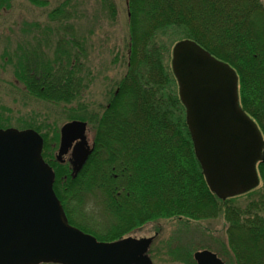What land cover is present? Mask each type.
<instances>
[{
  "label": "trees",
  "instance_id": "obj_1",
  "mask_svg": "<svg viewBox=\"0 0 264 264\" xmlns=\"http://www.w3.org/2000/svg\"><path fill=\"white\" fill-rule=\"evenodd\" d=\"M8 1L0 0V7ZM127 5L126 73L104 106L70 109L71 119L90 125L94 149L87 165L73 176L68 163L54 159L42 133V155L55 171L54 189L70 222L75 220L67 207L73 199L87 217V227L81 228L100 240L117 239L161 218L223 213L231 224L228 241L237 263L264 264V161L259 164L263 185L247 194L251 199L245 205L237 203L238 197L221 200L212 192L172 87L176 79L165 64L162 39L168 30L180 29L182 39L196 41L229 63L239 78L241 105L264 134V5L261 0H127ZM65 13L60 7L49 16L62 23ZM65 38L50 53L40 47L16 53L14 75L31 95L67 106L82 97L87 70L83 41ZM8 122L0 114V128ZM101 214L114 224L103 229Z\"/></svg>",
  "mask_w": 264,
  "mask_h": 264
},
{
  "label": "water",
  "instance_id": "obj_2",
  "mask_svg": "<svg viewBox=\"0 0 264 264\" xmlns=\"http://www.w3.org/2000/svg\"><path fill=\"white\" fill-rule=\"evenodd\" d=\"M172 69L211 190L225 199L257 186L264 141L239 103L235 69L191 39L175 43ZM86 126L73 120L61 127L57 157L62 160L77 141L72 152L76 173L92 151ZM42 147L43 137L33 129L0 128V264H152L147 254L152 237L101 241L68 222ZM194 258L198 264H225L207 249Z\"/></svg>",
  "mask_w": 264,
  "mask_h": 264
},
{
  "label": "rangeland",
  "instance_id": "obj_3",
  "mask_svg": "<svg viewBox=\"0 0 264 264\" xmlns=\"http://www.w3.org/2000/svg\"><path fill=\"white\" fill-rule=\"evenodd\" d=\"M109 2L113 8L106 0H9L8 6L0 7V114L8 118V128L25 130L32 128L31 124L40 134H47L54 159L60 128L72 120L70 109L80 104L92 109L104 106L126 73L130 40L127 0ZM261 2L264 5V0ZM60 7L66 11L65 20L57 23L49 15ZM181 32L174 28L162 37L166 52L162 54L170 69L174 44L184 37ZM61 37L83 41L86 52L82 63L87 70V87L81 98L67 106L31 95L14 75L16 53L29 47L44 48L50 53ZM172 87L178 92L177 82ZM68 158L69 155L65 156L67 161ZM249 199L251 196L243 195L237 203L245 205ZM70 207L84 225L77 224L87 227L84 223L87 217L82 216L74 199ZM101 216H105L100 223L103 229L114 224L106 214ZM230 225L223 213L199 219L176 216L146 223L130 234L136 237L156 234L149 250L152 264H193L194 252L201 249L218 253L227 264H238L228 241Z\"/></svg>",
  "mask_w": 264,
  "mask_h": 264
},
{
  "label": "flooded vegetation",
  "instance_id": "obj_4",
  "mask_svg": "<svg viewBox=\"0 0 264 264\" xmlns=\"http://www.w3.org/2000/svg\"><path fill=\"white\" fill-rule=\"evenodd\" d=\"M263 136H264V135H263ZM263 154H264V148H263ZM263 161H264V158H263ZM85 164L87 165V161H86ZM86 169H87V167H86ZM86 177H87V171H86ZM86 183H87V179H86ZM86 192H87V189H86Z\"/></svg>",
  "mask_w": 264,
  "mask_h": 264
}]
</instances>
